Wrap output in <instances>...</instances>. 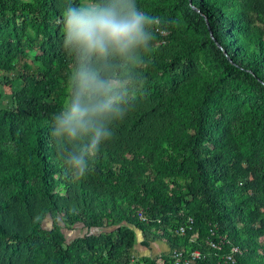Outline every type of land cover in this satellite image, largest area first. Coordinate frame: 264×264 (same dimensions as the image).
Masks as SVG:
<instances>
[{"label":"trees","instance_id":"1","mask_svg":"<svg viewBox=\"0 0 264 264\" xmlns=\"http://www.w3.org/2000/svg\"><path fill=\"white\" fill-rule=\"evenodd\" d=\"M63 3L0 0V264H158L124 260L138 234L159 264H264V0H137L164 27L80 181L51 136Z\"/></svg>","mask_w":264,"mask_h":264},{"label":"clouds","instance_id":"2","mask_svg":"<svg viewBox=\"0 0 264 264\" xmlns=\"http://www.w3.org/2000/svg\"><path fill=\"white\" fill-rule=\"evenodd\" d=\"M62 17L63 49L70 65L51 136L67 175L80 181L91 172L101 146L114 138L116 126L134 109L164 22L145 12L137 0H64ZM185 231L181 227L175 234Z\"/></svg>","mask_w":264,"mask_h":264},{"label":"rangeland","instance_id":"3","mask_svg":"<svg viewBox=\"0 0 264 264\" xmlns=\"http://www.w3.org/2000/svg\"><path fill=\"white\" fill-rule=\"evenodd\" d=\"M5 93H9V88L7 86L3 87ZM83 232L81 229H78L76 233H70L67 232V239H72L75 235H81ZM143 236H140L138 234L137 236V243L136 246L132 250H129L128 255L129 256H124V260L126 259H133L136 260L140 257H150L153 260H156L158 264L160 263V259L162 256H167L170 253V248L162 241L159 239H151L149 237H145L143 239ZM141 241H146L148 242L149 246L144 247L140 244Z\"/></svg>","mask_w":264,"mask_h":264},{"label":"water","instance_id":"4","mask_svg":"<svg viewBox=\"0 0 264 264\" xmlns=\"http://www.w3.org/2000/svg\"><path fill=\"white\" fill-rule=\"evenodd\" d=\"M210 36L212 37V34L210 33Z\"/></svg>","mask_w":264,"mask_h":264}]
</instances>
